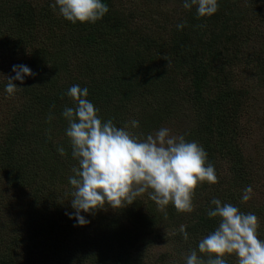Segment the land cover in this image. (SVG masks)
<instances>
[{"label":"trees","instance_id":"trees-1","mask_svg":"<svg viewBox=\"0 0 264 264\" xmlns=\"http://www.w3.org/2000/svg\"><path fill=\"white\" fill-rule=\"evenodd\" d=\"M103 2L109 11L101 20L74 24L50 7L54 0H0V264H145L162 244L171 250L150 264H185L217 226L207 216L214 197L255 213L264 239V202L241 201L243 189L264 178V155L240 148L252 133L264 137V105L251 102L264 87V0H219L205 18L182 0H140L136 17ZM167 4L176 8L160 13ZM18 64L36 75L14 81L20 88L9 95L7 76ZM74 84L88 88L102 119L138 137L170 125L197 141L221 185L199 184L192 212L171 203L157 212L137 197L113 215L107 206L82 213L90 222L76 225L65 213L74 211L69 177L77 161L61 115L73 106L66 93ZM15 196L26 202L11 214Z\"/></svg>","mask_w":264,"mask_h":264},{"label":"clouds","instance_id":"clouds-1","mask_svg":"<svg viewBox=\"0 0 264 264\" xmlns=\"http://www.w3.org/2000/svg\"><path fill=\"white\" fill-rule=\"evenodd\" d=\"M182 6L188 11L195 8L197 18H205L218 11L219 0H182ZM50 7L74 24H94L109 11L103 0H54ZM185 26L184 22L176 25L177 29ZM12 72L5 85L9 95L20 88L14 81L23 83L25 77L36 75L24 64L13 65ZM66 94L73 106H66L61 115L67 121L65 134L77 164L69 177L74 211L65 214L74 217L76 225L90 222L82 213L131 205L146 191L161 208L171 203L178 211L192 212L197 186L217 183L215 166L197 141L172 134L167 127L138 137L127 126L118 127L112 119H102L100 110L88 99L87 87L74 84ZM130 125L136 128L139 121L133 119ZM58 151L63 155L65 149L61 146ZM253 191L251 185L246 186L241 201H249ZM209 204L207 216L218 218L217 226L198 240L197 247L186 255L185 264H229V256H235L237 264H264V239L258 236L255 213H246L215 197ZM180 231L187 240L185 227L181 226Z\"/></svg>","mask_w":264,"mask_h":264},{"label":"rangeland","instance_id":"rangeland-1","mask_svg":"<svg viewBox=\"0 0 264 264\" xmlns=\"http://www.w3.org/2000/svg\"><path fill=\"white\" fill-rule=\"evenodd\" d=\"M114 1L117 4H119L120 6L124 7L129 14H133L136 17V3L140 2V0H137V1L136 0H114ZM174 8H176V6L173 4L164 5V7L160 11V13H170ZM241 69L245 72H251L246 67L241 66ZM260 88H262V89H260ZM260 88H257V91H256V99L257 100H251V102L254 104H257L259 106H262V105H264V87H260ZM135 114H136V109L133 110V113L131 115H135ZM166 127L171 130L172 134L177 135V133L175 132L173 127H171L170 125H167ZM255 128H256V126H253L252 130ZM134 134H136V132ZM262 134L263 133H261V135ZM261 140H264V137L260 136L259 133H257V134L252 133V134H250V136H248L246 138V140L241 141L242 144L240 145V148L246 153H248V151H250V150H253L250 148H255L256 153H260V154L262 153L264 155V153H263L264 152V143H260ZM225 171H228V169H225ZM256 177H259V176L257 175ZM5 182H6V180L0 181V189L4 188ZM215 184L221 185L219 182V178H218L217 183H215ZM252 187H253L254 191H253V195H252V198L250 199V201H252L255 204H262L264 202V178L255 179ZM138 197L143 201L144 206H145V204H152V205L156 206L157 212L162 213V210L165 208V207L164 208L159 207L155 203V201H153L149 197L147 191ZM25 202L26 201L22 200L21 197L15 196L13 198V205H12L11 209L9 210V213L12 214V213L18 212L21 209L22 204ZM106 210H107V212H105V213L109 214V215L110 214L113 215V212L115 211V209H113L111 207L106 208ZM170 250H171V246L168 244H162V245H159L157 247H152L149 250V254H151V255H150V257H148L146 259L145 264H150V262L154 263L155 259H156L155 257H157V254H161L164 251H170Z\"/></svg>","mask_w":264,"mask_h":264}]
</instances>
